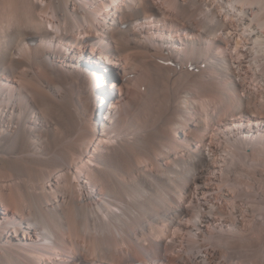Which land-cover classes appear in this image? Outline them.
Segmentation results:
<instances>
[{
	"label": "bare ground",
	"instance_id": "6f19581e",
	"mask_svg": "<svg viewBox=\"0 0 264 264\" xmlns=\"http://www.w3.org/2000/svg\"><path fill=\"white\" fill-rule=\"evenodd\" d=\"M0 264H264V0H0Z\"/></svg>",
	"mask_w": 264,
	"mask_h": 264
},
{
	"label": "rangeland",
	"instance_id": "374dc122",
	"mask_svg": "<svg viewBox=\"0 0 264 264\" xmlns=\"http://www.w3.org/2000/svg\"><path fill=\"white\" fill-rule=\"evenodd\" d=\"M48 29H50V26H49V28ZM215 39H217V38H215ZM96 60V59H95ZM101 61H103L104 62V64L109 68V67H111V70L112 71H110L109 72V75H108V77H107V79H106V81L105 82H103V84H104V88L106 89H110V86H111V84L112 83H114L115 85L117 84V85H121V84H123V83H125V81H126V79L125 78H122V72H121V69L118 67V64H117V62H115V61H107V60H102L101 59ZM117 64V65H116ZM109 65V66H108ZM115 65V66H114ZM113 68V69H112ZM110 69V68H109ZM110 76V77H109ZM123 79V80H122ZM186 81H184V83H185ZM143 88H141V91H143L142 90ZM212 90L214 91L215 89H214V87L212 88ZM113 91H115V94L113 95L114 96V98H116V96H118V91L117 90H114L113 89ZM106 103H108V102H106ZM104 104V103H103ZM92 105H93V112H92V115H91V121L95 124V116H96V109H95V107H96V105H95V101L93 100V98H92ZM107 105V104H106ZM95 114V115H94ZM237 117H238V115H237ZM238 119V118H237ZM180 135V134H179ZM181 136H182V133H181Z\"/></svg>",
	"mask_w": 264,
	"mask_h": 264
}]
</instances>
